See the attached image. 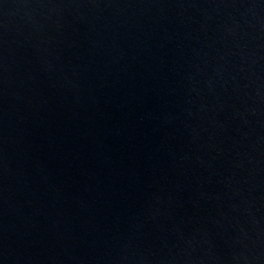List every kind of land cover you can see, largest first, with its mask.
I'll return each instance as SVG.
<instances>
[{
	"label": "water",
	"instance_id": "obj_1",
	"mask_svg": "<svg viewBox=\"0 0 264 264\" xmlns=\"http://www.w3.org/2000/svg\"><path fill=\"white\" fill-rule=\"evenodd\" d=\"M0 264H264V0H0Z\"/></svg>",
	"mask_w": 264,
	"mask_h": 264
}]
</instances>
